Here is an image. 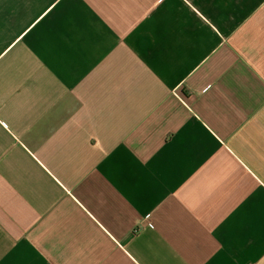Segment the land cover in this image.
Returning a JSON list of instances; mask_svg holds the SVG:
<instances>
[{"label":"crops","instance_id":"crops-1","mask_svg":"<svg viewBox=\"0 0 264 264\" xmlns=\"http://www.w3.org/2000/svg\"><path fill=\"white\" fill-rule=\"evenodd\" d=\"M0 264H264V0H0Z\"/></svg>","mask_w":264,"mask_h":264},{"label":"built area","instance_id":"built-area-1","mask_svg":"<svg viewBox=\"0 0 264 264\" xmlns=\"http://www.w3.org/2000/svg\"><path fill=\"white\" fill-rule=\"evenodd\" d=\"M146 221H147V224H150V218L149 217L146 218Z\"/></svg>","mask_w":264,"mask_h":264}]
</instances>
